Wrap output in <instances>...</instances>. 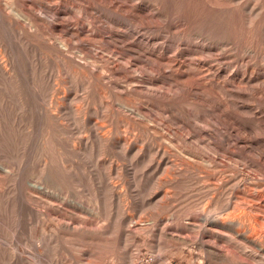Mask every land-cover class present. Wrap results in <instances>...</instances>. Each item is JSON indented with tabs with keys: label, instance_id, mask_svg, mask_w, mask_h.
I'll return each instance as SVG.
<instances>
[{
	"label": "rangeland",
	"instance_id": "rangeland-1",
	"mask_svg": "<svg viewBox=\"0 0 264 264\" xmlns=\"http://www.w3.org/2000/svg\"><path fill=\"white\" fill-rule=\"evenodd\" d=\"M258 215L264 0H0V264H264Z\"/></svg>",
	"mask_w": 264,
	"mask_h": 264
},
{
	"label": "bare ground",
	"instance_id": "bare-ground-1",
	"mask_svg": "<svg viewBox=\"0 0 264 264\" xmlns=\"http://www.w3.org/2000/svg\"><path fill=\"white\" fill-rule=\"evenodd\" d=\"M243 210H245V209H243ZM69 212V211H68ZM244 212V211H243ZM246 212V211H245ZM241 215L242 216H245V214H241L240 213V215L239 214H234V212L233 213H227L223 218H222V220L223 221H229V222H232V223H234V221H238V222H246V221H248V219H250V215L249 216H247V213H246V216H245V218L247 219H244V218H242L241 217ZM259 216V215H258ZM261 216H263V215H261ZM261 216H259V218L258 217H256V218H253V223L251 224L252 226H253V231H252V233H253V235L255 236V237H257L258 239H259V241H261L260 239L263 237L264 238V219L262 220V218H260ZM255 217V216H254ZM264 218V217H263ZM262 236V237H261ZM262 240H264V239H262ZM258 241V242H259ZM257 246H259V244L257 243Z\"/></svg>",
	"mask_w": 264,
	"mask_h": 264
}]
</instances>
